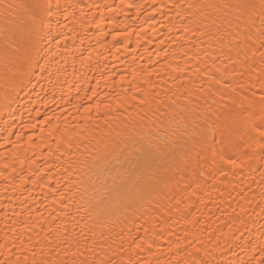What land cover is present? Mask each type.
I'll return each mask as SVG.
<instances>
[{
    "label": "bare ground",
    "instance_id": "obj_1",
    "mask_svg": "<svg viewBox=\"0 0 264 264\" xmlns=\"http://www.w3.org/2000/svg\"><path fill=\"white\" fill-rule=\"evenodd\" d=\"M11 2L20 5L12 11L16 26L13 38L18 46L27 48L31 25L28 6L36 0ZM243 2L53 0V11H58L52 18L53 33L57 21L62 32L55 34L56 39L49 44L45 29L41 46L51 48L49 71L23 84L19 64L4 58V37L0 35V245L11 247V253L5 248L6 255L0 259L13 257L21 240L25 247L29 246V237L33 245L44 241L49 224L55 228L49 238L54 245L67 247L62 243L66 232L69 239L80 240L83 251L86 240L91 247L94 233L103 244V250L96 247V252L111 255L119 250L120 243L129 248L131 237L137 235L129 232L134 209L141 205L142 210L155 207L157 203L166 215L157 214L152 220L163 238L151 251L140 250L138 261L156 264L158 259L161 264H179L184 258L183 247L189 242L184 239L185 229L203 235L206 241L207 233L220 234L213 228L228 232L224 225L236 206V192L229 196L221 187L219 193L212 191L211 198L203 202L198 194L192 206L186 208L189 170L180 165L177 175V165L190 151L186 128L190 135L189 122L203 111H197V105L204 101L197 92L200 84L189 85L196 67L194 53H199L201 59L207 58L205 53L219 59L218 49L224 45L210 36L245 30L243 24L236 28L238 13L232 7ZM75 4L79 7H72ZM188 4L193 7L188 9ZM201 32L206 35L201 36ZM239 61L235 79L239 80L243 71L244 80L249 74L255 80L261 71L259 54L254 58L250 55L247 61L241 55ZM231 67L229 64L230 74ZM181 84L190 86L193 94L186 97ZM259 96L257 89V99ZM145 100L147 103H142ZM228 102L225 94L217 108L222 109ZM209 123L219 129L225 121L213 116ZM149 125L157 133L151 137L153 142L163 145L159 153L153 150V160L145 159L142 147L146 144L142 134L150 131ZM223 130L227 134V128ZM163 134L168 136L167 141L159 139ZM253 177L254 182L242 173L244 183L237 191L258 201L264 178L259 171H253ZM61 195L66 199L61 200ZM69 202L68 215L64 216L62 205ZM189 214L201 223L192 227ZM241 215L247 225L244 236L235 239L240 235L236 229L242 227L237 222L233 243L227 247L222 244L221 250L227 252L228 259L236 260L238 256L248 264L253 257L259 258V248L264 247V217L251 212ZM41 225L45 226L43 230ZM121 228L124 233L118 240L116 233ZM101 233L111 238L105 241ZM139 234L143 235L142 228ZM42 246L43 253L39 247L33 249L37 260L49 251L47 243ZM24 255L30 257L31 253ZM85 256L88 258L87 253Z\"/></svg>",
    "mask_w": 264,
    "mask_h": 264
},
{
    "label": "snow or ice",
    "instance_id": "obj_2",
    "mask_svg": "<svg viewBox=\"0 0 264 264\" xmlns=\"http://www.w3.org/2000/svg\"><path fill=\"white\" fill-rule=\"evenodd\" d=\"M19 7L20 5L12 3L11 0H0V10H2L0 11V18L4 20V27L0 28V35L4 37V58L6 61L19 64L22 69L23 79L21 83L23 84L24 81L30 83L33 76H44L48 73L50 67L48 56L51 54V48L45 50L41 46L45 39V29H47V37L49 38L48 43L51 44L56 39L55 34L62 32V27L57 21L55 34L53 33L52 18L58 15V11H53V0H36V3L28 6L31 20L28 32L29 40L27 48H21L13 38L16 34L14 31L16 26L12 21V11ZM56 7L59 8L58 2ZM72 7L78 8L79 5L75 4ZM192 7V4L187 5L188 9ZM232 7L238 13L237 21L239 23H237L236 28H240L243 24L245 30L242 32L233 31L219 37L210 36L211 39H215L219 44L224 45L218 49V60L211 59L210 53H205V57H207L205 59H201L199 53H194L193 56V59L196 60V67L193 69L194 79L190 80L189 85L194 87L195 84H200L197 92L203 95L204 101L203 105H197V111L201 108L203 111L199 116L194 114V118L189 122L190 135L186 128L185 135L191 141L190 151L184 153V158L177 165V175L180 174V165H184L185 169L189 170L185 189V195L188 197V200L185 201L186 208L192 206L198 194L199 201L203 202L206 197L211 198L212 191L219 193L221 187H225L229 196L233 191L236 192V197L233 198L236 206L232 208L228 222L224 225L228 229L227 233H224L223 229L213 228L214 232L220 234L211 235V233H207V229H203L202 231L207 233L209 237L206 241L203 235H198L189 229L184 230V239L189 242L183 247L184 258L179 261V264H245L238 256L236 260L228 259L227 252L221 250V245L224 244L227 247L228 244L233 243V236L235 235L233 229L237 222L242 227L236 229L240 235L236 236L235 239L240 240V237L244 236L247 225L241 214L247 216L251 212L253 215L264 217V186L261 187L258 201L254 196L250 198L243 194L242 190L237 191L239 184L244 183L241 178L242 173L253 178V182V171H259L260 176L264 178V0H244L243 3ZM185 31H190V29L186 28ZM200 35L204 36L206 33L201 32ZM113 38L115 39V36ZM225 40H227V44H225ZM257 53L259 54L261 71L256 79L252 80L251 74H249L248 80H244L245 73L243 71L239 73L240 79H235L236 65L240 63L239 57L242 55L247 61L250 55L254 58ZM209 59H211V63H209ZM229 64L232 66L231 74ZM240 67L244 68L245 64L241 63ZM190 86L181 84V88L185 89L183 94L186 97L193 94ZM257 89L260 92L258 99ZM225 94H228L229 102L224 103L222 109H218L217 105L222 103ZM216 97L219 98L216 99ZM132 98L135 99V97ZM142 103H147V101H142ZM173 103L175 102L173 101ZM214 108L217 109V112L209 111ZM155 114L154 112L153 115ZM213 116H216L217 120L223 118L225 124L219 129L213 126L209 123ZM47 122L48 120H45V123ZM148 127L150 131L142 134V139L146 142L142 147H145V159L153 160V150L159 153L163 145L157 146L153 142L151 137L156 136L157 133L152 125ZM223 127L227 128V134ZM159 139L167 141L168 136L166 134L159 135ZM230 172L231 179L229 177ZM180 179H184V177L180 176ZM233 180L239 183H234ZM225 182H227L226 186ZM60 199L65 200L66 197L61 195ZM179 203L177 201V205ZM70 204L71 202L62 205L64 216L68 215L67 209ZM253 204L256 205L255 208L251 207ZM132 207L133 205L129 204V208ZM217 207L220 206L217 205ZM142 208L141 205V207L135 208L133 212V227L129 229V232L135 231L137 235L131 237L132 244L129 248H125L124 244L120 243L118 251H113L111 255L105 253V256H100L96 252V247L103 250V244L97 241L94 233L91 236V247L86 240L82 251L80 240L69 239L66 232L62 243L66 244L67 247L61 248V245H54V242L49 239L55 231V228L49 224L47 230L44 231V241H38L33 245L31 243L32 238L29 237V246L25 247L21 240L17 253L13 257L0 259V264H153L151 260L138 261L137 257L140 250L151 251L157 240L163 238V233L158 232L154 226L155 221L152 220V217L157 214L161 216L166 214L159 203L155 207L143 210ZM257 208L259 209L258 213ZM76 211L79 213V208ZM170 211L171 209H169ZM177 212H179L178 207ZM200 223V219L189 214V224L192 227ZM136 225H141V227L138 228ZM44 227L41 225L42 230ZM141 228L143 235L139 234ZM123 233L124 228L116 233L118 240L122 238ZM168 234L171 235V232L169 231ZM101 237L105 241L111 238L105 236L104 233H101ZM44 243H47L49 251L44 253L45 258L37 260V254L33 249L39 247L43 253L42 245ZM14 246L16 245L14 244ZM5 248H7L8 253H11V247L5 243L0 245V257L6 255ZM54 248L60 249V251H54ZM255 250L253 248V251ZM25 252H30L31 256H25ZM85 253H87L88 258H86ZM259 253V258L253 257L248 264H264V247L259 248ZM217 254H219V258H217ZM156 264H161V261L157 259Z\"/></svg>",
    "mask_w": 264,
    "mask_h": 264
}]
</instances>
